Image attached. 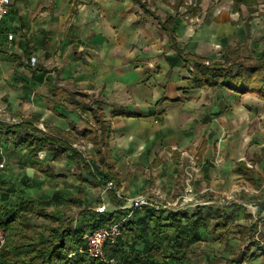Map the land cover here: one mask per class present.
<instances>
[{
	"label": "crops",
	"instance_id": "0c3cea01",
	"mask_svg": "<svg viewBox=\"0 0 264 264\" xmlns=\"http://www.w3.org/2000/svg\"><path fill=\"white\" fill-rule=\"evenodd\" d=\"M249 11L246 6L241 13L211 11L202 43L183 28V21L176 45L133 0H13L0 28V108L15 122L0 120L30 121L46 133L57 128L71 133L77 144L95 124L90 106L101 100L112 123L111 147L122 178L124 168H136L133 180L140 177L143 190L147 180L141 174L153 165L162 169L171 159L166 150L205 147L203 173L193 183L203 195L199 204L214 207L216 199L208 200L212 192L242 195L251 189L256 194H250V204L264 219V99L209 88L185 93L195 70L185 66L176 49L210 60H221L230 47L240 48L247 57L261 56L264 17ZM246 15L252 16L249 25ZM216 43L219 51H214ZM207 48L208 55L201 50ZM85 141L93 146L90 156L96 155L94 144ZM2 153L6 169L0 175V205L10 216L21 203L34 200L39 207L56 194H66L68 181L76 188L80 184L70 160L52 161L47 151L35 159L12 143L0 146V162ZM242 162L256 171L257 185L248 181ZM117 188L125 199L139 195L127 194L124 178ZM52 204L48 213L60 219L63 211ZM27 215L32 218L30 232L39 230L38 238L49 234L41 227L48 218L35 217L32 211ZM235 222L244 225L250 219L242 214ZM252 264H264V256Z\"/></svg>",
	"mask_w": 264,
	"mask_h": 264
},
{
	"label": "trees",
	"instance_id": "16d2710c",
	"mask_svg": "<svg viewBox=\"0 0 264 264\" xmlns=\"http://www.w3.org/2000/svg\"><path fill=\"white\" fill-rule=\"evenodd\" d=\"M133 1L147 17L154 18L177 45L176 34L184 21L181 9L186 8L187 13L197 15L203 0H192L191 3L188 0H161L171 10L153 6L148 0ZM258 3V0H234L233 11L241 13L242 7L246 6L254 13L251 7ZM176 49L185 66L195 70L185 93L209 88L240 94L254 93L264 99V53L256 58L247 57L240 48L230 47L221 60H210L182 51L177 46ZM90 111L95 124L83 132V137L94 144V156H87L76 148L75 138L69 132L50 128L46 133L30 121L12 124L0 120V146L12 143L20 150H27L35 159H38L39 152L47 151L52 161L70 160L77 166L74 176L80 182L78 196L56 194L52 202H40L39 207L34 200H30L17 205L16 214L11 216L10 210L0 205L1 218H8L6 222L1 220V224L10 231L6 246L0 251V264H109L93 259L80 250L86 247V233L117 224H121L123 235L116 244L108 243L106 246L107 257L115 260L111 264H192L190 252L203 242L205 231L212 235L228 231L246 246L233 258L214 257L206 264H252L255 259L264 256V241L257 237L259 232L263 233L261 224L264 219L259 217L255 221L254 215L248 213V207L237 202L222 208L211 207L210 214L203 212L202 208L189 214L187 211H170L151 205L123 209L126 201L119 198L117 190H109L107 195L116 210L100 213L95 210V203L88 205L82 197L86 185L103 192L110 182H115L119 188L122 184L117 169L118 160L111 147L112 123L104 113L101 100L95 101ZM240 168L246 172L248 181L257 185L256 171L244 162ZM208 200L213 201V198ZM97 202L98 205L103 204V198L99 197ZM52 203L56 204V209L63 211L60 219L48 213ZM72 205L80 206L78 217L66 216L68 207ZM260 207L263 212L264 204ZM30 211L35 217H46L53 222L48 227L47 236L39 233L41 236L38 238L37 229L30 232L32 218L27 215ZM242 214L251 222L244 225L233 222Z\"/></svg>",
	"mask_w": 264,
	"mask_h": 264
},
{
	"label": "rangeland",
	"instance_id": "374dc122",
	"mask_svg": "<svg viewBox=\"0 0 264 264\" xmlns=\"http://www.w3.org/2000/svg\"><path fill=\"white\" fill-rule=\"evenodd\" d=\"M148 1L153 6H160V8L171 10L170 7H168L165 4H162L161 0H148ZM188 1L189 3L192 2V0H188ZM232 1L234 0H203L200 5V11L198 12L197 15H192L191 13H187V9L182 8L181 12L184 14L183 28L185 30L187 29L191 34H194L195 38L196 39L198 38L202 43L201 40V36L203 32L202 29L204 27V22H206L207 20L206 18H208V15H210L211 11L216 12V10L219 8H226V10H228L231 13L233 10L232 9L233 5L231 4ZM258 1L259 3L252 6L251 8L253 11L257 13L260 12L259 14H256V17L258 18L264 17V0H258ZM261 9L263 11H260ZM160 14L162 16L165 15L164 12H160ZM251 17L252 16L246 15V17L244 18V20H247V24L245 23L246 25H249ZM235 18L238 22L239 16H235ZM241 21H243V18ZM213 48L214 51L216 50L219 51L220 45L216 43L213 45ZM201 50L205 52L206 55L211 53V50L209 48L201 49ZM246 54L248 55V53ZM5 115L7 114L3 112L0 118L5 119L8 122H15L12 119L10 120L8 118H5ZM81 139L82 138H80V140ZM81 141H77L78 143L76 144L79 146L80 149L85 148L87 145H89L84 139H83L84 142ZM204 148L205 147L202 148L203 153L201 151V147L194 152L189 150L188 151L166 150L168 154L169 153L171 154L169 155L171 159L165 161V164L162 166V169H158L159 167H157L156 165L154 167L153 165L152 168H147L146 170L143 171L144 174H141V177L147 180L146 182L147 188H144L146 190L144 189L142 190V188L141 189L139 188L140 186L139 182H141L140 177H137V179L133 180L138 170L136 168L133 169L124 168L122 172H124L123 178L127 189L126 190L127 194H129L128 191H130L131 193L129 196L134 197L137 196L138 194L140 195L142 193L143 194L148 193L155 206L167 205L166 208L170 211L181 210V211H187L189 214H192L195 211L199 212L200 211L199 209L203 208L205 213L210 214L211 207L209 206L202 207L204 205L199 204L203 195L197 193L193 185V183H195L199 179V176H201L203 173L204 166H203L201 154L205 153ZM172 153L174 155H172ZM71 174H72L71 172H68V176L71 177ZM177 174H178V178L176 179L175 176ZM162 178L164 179V181ZM173 179H175V183ZM79 185L77 187H79ZM66 188L68 190L66 194L68 195L72 194L71 196L79 195V189L74 187L72 182L69 183L68 181ZM173 189H175V191H173ZM243 192L244 193H242V195L247 196L246 198L243 197L240 192L229 195L216 194L212 192L210 197L216 199L215 202L216 205L214 206L216 208H222L228 206L237 200L244 201V204H246V206L248 207V213L254 215L255 221L256 218H258L259 220V217L261 216H258V209L256 208L253 210L252 208L253 205L250 204L251 202H253L252 201L253 197L251 195L256 194L255 191L250 189L247 192L245 190ZM82 197L83 200L85 201L87 200L88 205L95 203L96 204L95 210H97L100 206L103 205L107 206V211L116 210V206H114L110 202L108 195L104 194L98 189H94L91 185H86L85 195ZM99 197L103 198L104 201L103 204L100 205L97 204ZM80 211H81L80 206L72 205L71 207H68V210L66 211V216L78 217ZM46 220L48 224L46 225L41 224V227L43 228L45 233H47L48 227L53 224L51 220L48 219ZM62 220H64V218H62ZM41 222L46 223L45 220ZM212 223L213 221L211 220V224ZM261 226H262V230H264V221L262 222ZM234 238H235V234L229 235L228 231H224L217 235H212L210 233H206L205 231L203 242L196 245L194 252L193 251L190 252L189 256L190 258H192V264H206L207 262H212L214 257L225 258V259L233 258L235 255H237V253L240 250L242 251L245 250V247L241 245L240 241ZM258 238L264 241V233H260L258 235Z\"/></svg>",
	"mask_w": 264,
	"mask_h": 264
},
{
	"label": "built area",
	"instance_id": "2783aa9c",
	"mask_svg": "<svg viewBox=\"0 0 264 264\" xmlns=\"http://www.w3.org/2000/svg\"><path fill=\"white\" fill-rule=\"evenodd\" d=\"M13 0H0V28L4 21L5 15L8 12L10 5L12 4ZM14 36H9L10 40H13ZM3 110L0 108V116L2 115ZM76 148L80 149L78 145H75ZM93 146L91 144L87 145L85 148H81L80 150L87 156L90 155L89 150ZM2 161L0 162V175L6 169V157L2 153ZM109 190H117V194L120 199L125 200L121 195L120 191L117 188L115 182H110L108 187L104 190V194H106ZM126 203L122 207L123 209H135L145 205L155 206L152 202L151 197L148 194H141L135 198L125 200ZM166 208L167 205L164 206H157ZM253 210L256 209V206H252ZM96 211L103 213L107 211V206L103 205L100 206ZM1 206H0V251L6 246L8 238L10 236V231L5 228L1 224ZM258 221V218H256ZM261 232L258 233V235ZM123 235L121 224H117L111 227H102L94 232H88L84 235V239L86 240V247L81 249L80 252L86 253L89 257L93 259H97L104 263H115L114 259H110L107 257L106 254V246L109 244H116L119 238ZM257 235V237H258ZM259 239V238H258ZM260 241L262 239H259ZM246 249V246H244Z\"/></svg>",
	"mask_w": 264,
	"mask_h": 264
},
{
	"label": "water",
	"instance_id": "95a60500",
	"mask_svg": "<svg viewBox=\"0 0 264 264\" xmlns=\"http://www.w3.org/2000/svg\"><path fill=\"white\" fill-rule=\"evenodd\" d=\"M258 212H260V210Z\"/></svg>",
	"mask_w": 264,
	"mask_h": 264
}]
</instances>
